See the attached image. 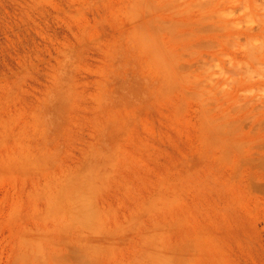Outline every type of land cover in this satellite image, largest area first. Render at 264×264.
I'll use <instances>...</instances> for the list:
<instances>
[{
  "label": "rangeland",
  "instance_id": "374dc122",
  "mask_svg": "<svg viewBox=\"0 0 264 264\" xmlns=\"http://www.w3.org/2000/svg\"><path fill=\"white\" fill-rule=\"evenodd\" d=\"M0 264H264V0H0Z\"/></svg>",
  "mask_w": 264,
  "mask_h": 264
}]
</instances>
